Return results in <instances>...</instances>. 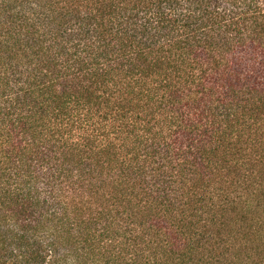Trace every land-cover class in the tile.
<instances>
[{"label": "trees", "instance_id": "16d2710c", "mask_svg": "<svg viewBox=\"0 0 264 264\" xmlns=\"http://www.w3.org/2000/svg\"><path fill=\"white\" fill-rule=\"evenodd\" d=\"M35 264H264V0H0V226Z\"/></svg>", "mask_w": 264, "mask_h": 264}, {"label": "rangeland", "instance_id": "374dc122", "mask_svg": "<svg viewBox=\"0 0 264 264\" xmlns=\"http://www.w3.org/2000/svg\"><path fill=\"white\" fill-rule=\"evenodd\" d=\"M12 234V227L0 226V264H35L28 246L17 244Z\"/></svg>", "mask_w": 264, "mask_h": 264}]
</instances>
